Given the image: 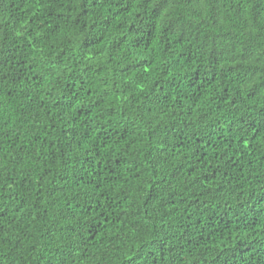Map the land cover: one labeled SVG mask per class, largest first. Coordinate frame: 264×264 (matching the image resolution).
<instances>
[{
	"label": "trees",
	"instance_id": "16d2710c",
	"mask_svg": "<svg viewBox=\"0 0 264 264\" xmlns=\"http://www.w3.org/2000/svg\"><path fill=\"white\" fill-rule=\"evenodd\" d=\"M0 264H264V0H0Z\"/></svg>",
	"mask_w": 264,
	"mask_h": 264
}]
</instances>
